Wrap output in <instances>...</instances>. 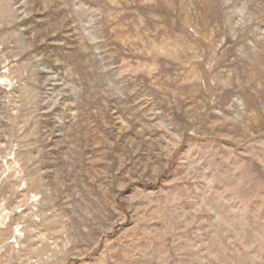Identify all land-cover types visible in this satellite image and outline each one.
I'll use <instances>...</instances> for the list:
<instances>
[{
  "label": "rangeland",
  "instance_id": "rangeland-1",
  "mask_svg": "<svg viewBox=\"0 0 264 264\" xmlns=\"http://www.w3.org/2000/svg\"><path fill=\"white\" fill-rule=\"evenodd\" d=\"M0 264H264V0H0Z\"/></svg>",
  "mask_w": 264,
  "mask_h": 264
},
{
  "label": "trees",
  "instance_id": "trees-1",
  "mask_svg": "<svg viewBox=\"0 0 264 264\" xmlns=\"http://www.w3.org/2000/svg\"><path fill=\"white\" fill-rule=\"evenodd\" d=\"M182 146H183V144H182ZM116 230H117V228L114 229V232H115Z\"/></svg>",
  "mask_w": 264,
  "mask_h": 264
}]
</instances>
